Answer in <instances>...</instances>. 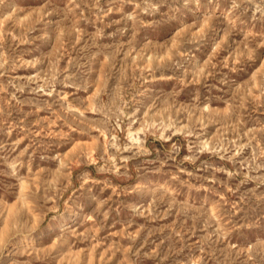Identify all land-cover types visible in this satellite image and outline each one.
<instances>
[{
  "label": "rangeland",
  "instance_id": "1",
  "mask_svg": "<svg viewBox=\"0 0 264 264\" xmlns=\"http://www.w3.org/2000/svg\"><path fill=\"white\" fill-rule=\"evenodd\" d=\"M0 264H264V0H0Z\"/></svg>",
  "mask_w": 264,
  "mask_h": 264
}]
</instances>
